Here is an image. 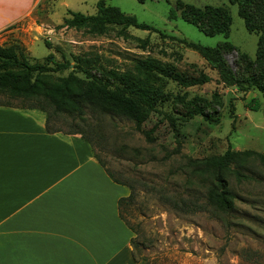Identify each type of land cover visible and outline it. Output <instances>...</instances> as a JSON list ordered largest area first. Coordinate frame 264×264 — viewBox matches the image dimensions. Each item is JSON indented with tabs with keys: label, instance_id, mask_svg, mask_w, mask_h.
Masks as SVG:
<instances>
[{
	"label": "rangeland",
	"instance_id": "1",
	"mask_svg": "<svg viewBox=\"0 0 264 264\" xmlns=\"http://www.w3.org/2000/svg\"><path fill=\"white\" fill-rule=\"evenodd\" d=\"M98 1L135 17L164 36L116 26L96 34L88 28L63 25L68 11L94 15ZM177 1L200 9H227L232 18L228 38L206 37L179 16L169 20ZM263 1L259 0L258 7L250 11L262 9ZM237 12V6L228 0H34L32 13L14 29L0 34V46L16 47L31 65L51 67L48 57L71 65L66 71L49 73V80L57 81L74 71L82 80L88 73L115 87L120 86L112 76L116 74L124 81H136L160 92L157 112L147 116L141 130L125 118L89 109L83 121L66 116L59 121L63 132L76 126L79 131L93 133L94 147L105 169L134 189L133 201L123 206L121 213L131 228L130 248L136 262L264 264V168L260 162L251 157L246 165H232L231 169H239L251 179L238 182L233 175L226 178L235 196V209L227 215L205 210L207 185L188 167L189 161L221 156L228 148L264 157L262 95L247 86L244 91L225 86L217 71L180 43L185 40L215 48L228 42L237 51L224 54V60L235 74L239 73L240 68L244 69L241 55L255 61L261 33H248ZM146 59L172 67L187 79L204 77L206 82L183 88L158 74L137 71L136 61ZM249 74L262 77L264 82V65L249 69ZM251 99L259 101L258 110H248ZM192 101L211 116L212 122L201 116L185 120ZM0 102L19 105L2 95ZM164 115L176 120L171 123ZM160 196L170 199L169 204L163 203Z\"/></svg>",
	"mask_w": 264,
	"mask_h": 264
},
{
	"label": "crops",
	"instance_id": "2",
	"mask_svg": "<svg viewBox=\"0 0 264 264\" xmlns=\"http://www.w3.org/2000/svg\"><path fill=\"white\" fill-rule=\"evenodd\" d=\"M34 0H0V34ZM39 110L0 106V264H142L118 215L129 196L79 135L48 134Z\"/></svg>",
	"mask_w": 264,
	"mask_h": 264
},
{
	"label": "trees",
	"instance_id": "3",
	"mask_svg": "<svg viewBox=\"0 0 264 264\" xmlns=\"http://www.w3.org/2000/svg\"><path fill=\"white\" fill-rule=\"evenodd\" d=\"M137 1L139 3L144 2V0ZM258 1L228 0L230 5L237 6V14L243 20L246 31L248 33H261L257 41L258 53L255 61L252 62L247 56L241 55L240 62L244 69L240 68V65L239 73L235 74L224 60V54L237 51L228 42L219 44L215 48L203 47L185 40L180 41V43L198 53L211 69L217 71L220 81L225 86L236 87L240 91H244L245 86L251 87L256 89L264 98L262 77L249 74V69L264 65V1L262 9L250 11L252 7L257 6ZM67 15L63 25L70 29L88 28L92 33L101 34L107 27L116 26L122 30L132 28L162 35L156 29L139 23L135 17L124 14L118 8L105 5L104 1L97 2L94 15H83L71 11H68ZM178 16L185 23L197 28L206 37L221 35L227 39L230 33L232 18L225 8L205 6L200 9L177 1L170 10L168 18L175 20ZM257 17L261 20H258ZM257 20L258 22H256ZM254 24L257 26L253 27ZM16 25L9 27L3 33L14 29ZM46 61L51 64V67L44 64L31 65L24 55L17 51L16 47L4 48L0 46V96H5L9 101H16L19 104L12 106L9 105V102H0V106L39 110L46 115L45 130L48 134L79 135L81 139L86 141L92 149L94 158L112 182L127 187L130 192L128 197L118 201L119 218L127 226L121 211L123 206L133 201L134 189L124 182L116 180L105 169L103 162L96 153L93 133L79 131L76 126L70 127L68 132H63L59 126V121L63 116L72 120L83 121L85 110L89 109L94 113L100 112L125 118L133 122L137 130H141V125L146 121L147 116L157 112L155 107L161 101L162 96L154 88L146 87L136 81H124L116 74L112 76L120 82V86L115 87H111L103 79L88 76V73H85L87 75L86 80H82L76 76L74 71H71L67 77L52 81L49 80V73L66 71L71 68V65L66 62H56L52 57H48ZM135 67L139 72L150 75L158 74L183 88L199 86L206 82L204 77L187 79L175 72L172 67L162 66L153 60H137ZM260 71L262 72L263 69ZM190 105L191 108L186 111V121L201 116L212 122L211 116L206 115L200 106L193 101L190 102ZM259 107L258 100L251 99L247 103L248 110L256 111ZM164 117L171 123L176 120L166 115ZM177 152L179 151L177 150ZM251 157L256 158L264 168L263 156L254 152H233L230 148L221 156L188 162V167L192 168L193 173L202 178L207 185L203 205L205 210L221 215H227L234 211L235 196L229 189L226 178L233 175L238 182L250 180L251 178L243 175L239 169H231V167L234 164L239 167L246 165L247 160ZM160 200L165 204H169L170 201L167 197L161 196ZM176 206L175 204L172 205L174 208H177ZM128 229L131 231V228L128 227ZM131 255L135 261L133 251Z\"/></svg>",
	"mask_w": 264,
	"mask_h": 264
}]
</instances>
